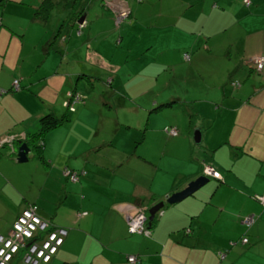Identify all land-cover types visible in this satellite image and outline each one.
I'll use <instances>...</instances> for the list:
<instances>
[{"label":"crops","instance_id":"0c3cea01","mask_svg":"<svg viewBox=\"0 0 264 264\" xmlns=\"http://www.w3.org/2000/svg\"><path fill=\"white\" fill-rule=\"evenodd\" d=\"M10 1L0 0V35L7 33L0 38V233L32 206L68 230L50 264H128V255L136 264H264V207L254 198L264 195V67L250 66L264 56V0H100L107 13L97 18V37L79 46L69 27L79 33L82 15L88 26L89 0H54L45 21L33 18L42 0L15 2L21 9L12 27L3 19L6 10L15 13ZM120 7L129 16L115 26ZM72 8L81 10L76 20ZM116 31L122 36L112 42ZM127 38L135 41L120 51L121 64L114 56ZM99 74H107L106 95L81 96V80L94 88ZM176 108L188 117L189 134L175 125V136L163 129L186 142L162 148L171 159L166 172L164 158L141 149L147 132L130 140L127 123ZM48 112L68 120L38 137L39 153L30 149L18 162L19 143L38 132ZM203 164L220 178L165 205L149 236L128 232L123 211L146 210L183 189ZM66 168L78 181L63 175ZM239 243L244 247L236 249Z\"/></svg>","mask_w":264,"mask_h":264},{"label":"built area","instance_id":"2783aa9c","mask_svg":"<svg viewBox=\"0 0 264 264\" xmlns=\"http://www.w3.org/2000/svg\"><path fill=\"white\" fill-rule=\"evenodd\" d=\"M244 3L249 5L248 0H245ZM128 16L129 9L120 7L114 15L115 24L119 25ZM83 24H79V30ZM183 56L188 58V53H184ZM250 66L256 71H260L264 67V56L253 58L250 61ZM232 84L238 85L237 82H232ZM13 88L15 90L20 89L19 80L13 81ZM78 99L79 95L74 94L72 101ZM64 107L73 110L69 102H64ZM165 132L170 136H175L177 129L165 127ZM5 140V142H9L12 137ZM202 173L207 177L220 178L219 174L208 165H204ZM63 175L71 181H78L79 179V175L68 168L63 170ZM254 198L264 207V195H254ZM123 213L130 234L150 235L151 222L148 221L144 209L129 208ZM252 220L253 218L245 219L244 223L249 226ZM187 232L189 231L187 230ZM67 233L68 230L65 227L54 225L37 215L32 206L24 207L15 217L9 231L5 234L0 233V264H50L62 246ZM241 241L246 243L247 238L242 237ZM219 256L223 258L225 253H220ZM138 261L136 255L127 256L128 264H136Z\"/></svg>","mask_w":264,"mask_h":264},{"label":"rangeland","instance_id":"374dc122","mask_svg":"<svg viewBox=\"0 0 264 264\" xmlns=\"http://www.w3.org/2000/svg\"><path fill=\"white\" fill-rule=\"evenodd\" d=\"M18 1L21 2L22 0H11L10 1L12 9L13 8L15 9V13L14 11L9 9V10H6L7 13L5 16H3V19L8 21V23L11 24V27L15 26V19L17 15H19V11L21 9L20 5L15 4V2H18ZM130 1L131 3L135 2V0H130ZM55 10L58 11V13H61L60 9H55ZM87 10L89 12L88 26H84V27L82 26L79 33H77L76 28L69 27V32L72 34V37L76 39L74 41V44L77 43L78 46L81 44H86V40H88L89 37L96 39L97 37L96 31L97 29L101 27L100 23L97 21V18L100 17L102 11L107 13L106 9L103 10L101 8L100 0H89L88 5H87ZM1 12L3 13L2 10ZM2 22L3 21H1L0 23V27H2L1 25L5 24V22H3V24ZM85 24H86V21H84V25ZM115 26L117 25L115 24ZM3 34L6 35L7 33H3ZM1 35H0V38H1ZM114 35L115 36L110 35V38H112V42H118V39L120 38V36H122V33H120L119 31H116V34ZM134 41L135 39H132V38H127L126 40H124L122 44L119 45L120 48L117 49L118 52L114 56V61L123 64V56L120 53V51H123V49L127 48V46H129ZM17 80H19V78ZM79 81L80 80H78V82ZM81 81H82V84L80 85V87H78L77 91L83 97H88V94H91L92 96H97V97L102 96V95L105 96L106 88L109 89L108 87L109 84L107 83L108 81L107 74H99L96 77H94V80H92L94 84V88L92 87L91 84L87 82L86 78H83ZM177 111H178L177 108L176 110H163V112L159 113L158 118H156V113H151L150 115L152 116L151 119H149L148 112L140 118L129 117L128 118L129 121L127 125H129L130 128L127 129V132L130 135L129 136L130 140L134 139L135 141H139L141 136L144 134V132H147L146 140L141 144V149L144 150L145 153L149 154V156H151L152 158L154 157V158L163 159L164 157H162V152H163L162 148L164 149L167 145H169L173 141L174 142L176 141L175 143H178L180 146H183L186 143L183 140L177 141V138L176 139L170 138L167 136L168 134L167 135L164 134L165 132L163 133L162 131L166 126L174 127L175 125L180 129V131H182L181 134H189L188 128L186 125L188 121V117L186 115L179 114ZM111 121L113 120L108 119V125L111 124ZM148 124H150V128L152 130H145V127L148 126ZM182 126L184 129H182ZM198 129L201 130V128L199 127ZM200 144L201 143L195 144L193 142V139L191 140V148H193V157L195 158H197V156H195L194 153L196 151L201 150ZM154 145H155V148L151 152V149ZM173 155H176V154L173 153ZM173 155L171 154L169 156H173ZM181 155H183V153H181ZM164 162H165L164 170L168 172V165L171 164L170 157H165ZM174 168L175 167H172L171 169H174ZM205 186L206 184L204 185V187ZM202 187L200 189H202ZM200 189L197 190L195 193L199 192ZM247 246L248 245H246V247ZM243 247L244 245H241L240 243L235 246L236 249H241Z\"/></svg>","mask_w":264,"mask_h":264},{"label":"trees","instance_id":"16d2710c","mask_svg":"<svg viewBox=\"0 0 264 264\" xmlns=\"http://www.w3.org/2000/svg\"><path fill=\"white\" fill-rule=\"evenodd\" d=\"M54 5H55L54 0H42L40 2L39 6L37 7L36 11L34 12L33 18L35 20L45 21L47 19V17L49 16L50 11L54 7ZM85 5H86V1L83 2V4L80 6V8H82V10H83V7ZM80 13H81V10H78L76 12V8L75 9L72 8L70 11V14H71V16L74 17V20H76V19H78V17H80L79 16ZM55 36L56 35L54 34V37ZM189 118H190V124L192 126L194 124L196 118H197V115L194 114L193 112H191L189 115ZM67 120H68V117L66 115L58 117L51 112L43 114L39 118V130H38V132L30 135L24 142L29 146L30 149H32L34 151V153H39V150H38L39 146L37 145L38 142H37V144L35 142L38 139V137H41L45 131L53 129V128L57 127L58 125L62 124L63 122H65ZM204 165H206V164H203V166L201 168V172H200L201 175H203L202 170H203ZM208 178H213V177H208ZM214 179H219V178H214ZM158 212L155 214L153 220L151 221L150 227L155 223L157 216H158Z\"/></svg>","mask_w":264,"mask_h":264},{"label":"water","instance_id":"95a60500","mask_svg":"<svg viewBox=\"0 0 264 264\" xmlns=\"http://www.w3.org/2000/svg\"><path fill=\"white\" fill-rule=\"evenodd\" d=\"M84 20H85V16L82 15L78 19V23L82 24L84 23ZM193 142L195 144H199L201 142V132L198 128L195 129L193 132ZM29 152H30L29 146L25 142L21 143L16 149V160L18 162H26L28 159L27 155ZM208 181L209 178L207 176L200 175L195 179L190 180L183 189L175 191L169 195H166L164 200L154 203L147 209L148 221L151 222L155 214L158 211H162L165 205L177 203L185 199L186 197L190 196L195 191H197L204 184H206Z\"/></svg>","mask_w":264,"mask_h":264},{"label":"flooded vegetation","instance_id":"af4514ba","mask_svg":"<svg viewBox=\"0 0 264 264\" xmlns=\"http://www.w3.org/2000/svg\"><path fill=\"white\" fill-rule=\"evenodd\" d=\"M18 140H20V139H18ZM18 140H15V141H18ZM9 142H10V141H9ZM23 142H24V141H23ZM23 142L21 141V142L19 143V145H20L21 143H23ZM6 144H8L10 147H13V145H14V141L11 140L10 143H6ZM19 145H18V146H19ZM12 149H13V148H12ZM144 211H145V213L147 214V209H146V210L144 209Z\"/></svg>","mask_w":264,"mask_h":264}]
</instances>
